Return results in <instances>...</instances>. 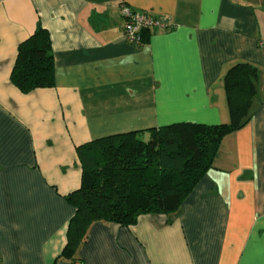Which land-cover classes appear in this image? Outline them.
Instances as JSON below:
<instances>
[{"label":"crops","instance_id":"obj_1","mask_svg":"<svg viewBox=\"0 0 264 264\" xmlns=\"http://www.w3.org/2000/svg\"><path fill=\"white\" fill-rule=\"evenodd\" d=\"M171 19L135 47L122 7ZM51 37L55 86L11 80L21 43ZM260 72L251 119L171 213L96 222L61 257L82 185L78 147L178 123L230 122L224 76ZM77 261V262H74ZM264 264V0H0V264Z\"/></svg>","mask_w":264,"mask_h":264},{"label":"trees","instance_id":"obj_2","mask_svg":"<svg viewBox=\"0 0 264 264\" xmlns=\"http://www.w3.org/2000/svg\"><path fill=\"white\" fill-rule=\"evenodd\" d=\"M259 77L250 63L228 70L223 79L227 124L178 123L150 130L147 139L144 132H130L78 147L83 179L67 197L76 214L61 257L75 259L96 222L128 227L143 215L179 209L214 168L223 140L250 121ZM11 80L24 93L55 86L52 41L42 26L19 46Z\"/></svg>","mask_w":264,"mask_h":264},{"label":"built area","instance_id":"obj_3","mask_svg":"<svg viewBox=\"0 0 264 264\" xmlns=\"http://www.w3.org/2000/svg\"><path fill=\"white\" fill-rule=\"evenodd\" d=\"M122 18L124 20L125 39L135 47L144 44L143 36L146 31L169 30L172 28L170 18L156 16L145 11H136L126 5L122 7Z\"/></svg>","mask_w":264,"mask_h":264},{"label":"rangeland","instance_id":"obj_4","mask_svg":"<svg viewBox=\"0 0 264 264\" xmlns=\"http://www.w3.org/2000/svg\"><path fill=\"white\" fill-rule=\"evenodd\" d=\"M147 138H148V136H145V137H144V139H147Z\"/></svg>","mask_w":264,"mask_h":264}]
</instances>
